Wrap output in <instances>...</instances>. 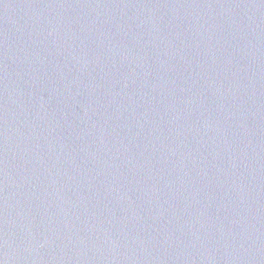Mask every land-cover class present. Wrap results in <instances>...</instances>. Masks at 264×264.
I'll return each mask as SVG.
<instances>
[{
  "label": "water",
  "instance_id": "1",
  "mask_svg": "<svg viewBox=\"0 0 264 264\" xmlns=\"http://www.w3.org/2000/svg\"><path fill=\"white\" fill-rule=\"evenodd\" d=\"M0 264H264V0H0Z\"/></svg>",
  "mask_w": 264,
  "mask_h": 264
}]
</instances>
